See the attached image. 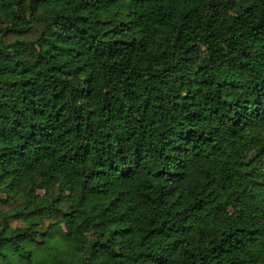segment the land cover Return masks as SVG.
Here are the masks:
<instances>
[{
    "label": "trees",
    "instance_id": "trees-1",
    "mask_svg": "<svg viewBox=\"0 0 264 264\" xmlns=\"http://www.w3.org/2000/svg\"><path fill=\"white\" fill-rule=\"evenodd\" d=\"M0 264H264V0H0Z\"/></svg>",
    "mask_w": 264,
    "mask_h": 264
}]
</instances>
